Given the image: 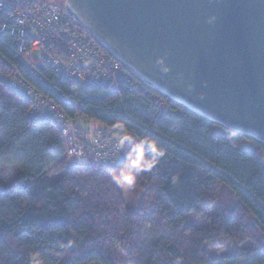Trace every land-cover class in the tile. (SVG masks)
I'll return each instance as SVG.
<instances>
[{
  "label": "trees",
  "instance_id": "obj_1",
  "mask_svg": "<svg viewBox=\"0 0 264 264\" xmlns=\"http://www.w3.org/2000/svg\"><path fill=\"white\" fill-rule=\"evenodd\" d=\"M0 53L15 62L8 36ZM46 75L60 97L32 82L70 118L113 132L120 123L131 133L127 157L112 170L68 165L56 127L30 125L27 102L0 83V167L16 168L13 184L0 187V264H31L33 254L42 264H118L117 250L127 264H264V144L143 84L116 94ZM149 143L162 155L146 169L132 167L135 198L127 206L116 177L137 155L141 163L155 155ZM50 171L63 175L52 182ZM212 207L209 228L187 224ZM223 240L240 251L206 252Z\"/></svg>",
  "mask_w": 264,
  "mask_h": 264
},
{
  "label": "water",
  "instance_id": "obj_2",
  "mask_svg": "<svg viewBox=\"0 0 264 264\" xmlns=\"http://www.w3.org/2000/svg\"><path fill=\"white\" fill-rule=\"evenodd\" d=\"M41 1L149 88L264 144V0Z\"/></svg>",
  "mask_w": 264,
  "mask_h": 264
},
{
  "label": "built area",
  "instance_id": "obj_3",
  "mask_svg": "<svg viewBox=\"0 0 264 264\" xmlns=\"http://www.w3.org/2000/svg\"><path fill=\"white\" fill-rule=\"evenodd\" d=\"M2 36L12 40L15 62L3 60L0 53V83L27 102L28 123L55 126L65 144L66 161L72 166L91 163L108 170L119 167L129 145L127 139L119 141L121 131L113 132L92 120L84 123L78 116L70 118L34 83L59 97L55 83L46 74L81 90L105 87L116 94L123 85L136 92L145 84L133 81L84 26L45 1L0 0Z\"/></svg>",
  "mask_w": 264,
  "mask_h": 264
},
{
  "label": "rangeland",
  "instance_id": "obj_4",
  "mask_svg": "<svg viewBox=\"0 0 264 264\" xmlns=\"http://www.w3.org/2000/svg\"><path fill=\"white\" fill-rule=\"evenodd\" d=\"M36 58H37V55L35 54L34 60ZM260 154L262 156L263 163H264V152H261ZM53 168L55 170V167ZM53 168L51 167L52 170ZM62 175H63V172L54 173L50 171L48 174V178L52 182H56L57 180L60 179ZM15 176H16L15 167H4V168L0 167V187L11 186L14 182ZM118 185L123 193L125 204L129 206L130 203L133 202L135 198L133 189L128 184L121 185L120 183H118ZM216 215H217V207L205 208V209H202V213L200 216L191 215L187 220V224L193 225L196 227H201V228H209L211 221L214 219ZM239 251H240L239 248L232 246L226 240L219 241L217 247L206 248V252L209 255H213V256L229 255L233 253H238ZM116 258H117L118 264H127L126 257L120 250L116 251Z\"/></svg>",
  "mask_w": 264,
  "mask_h": 264
},
{
  "label": "clouds",
  "instance_id": "obj_5",
  "mask_svg": "<svg viewBox=\"0 0 264 264\" xmlns=\"http://www.w3.org/2000/svg\"><path fill=\"white\" fill-rule=\"evenodd\" d=\"M113 127L121 130V132L123 133L121 136L118 137L121 143L123 142V140L130 138L131 133L125 130L122 124L117 123ZM143 143L144 141H141V144L136 146L138 152L142 149ZM148 147L155 153V155L149 160H144L142 163L140 162V156L137 155V157L133 159V165H129L127 169L122 170L120 174L116 177L118 183H120L121 185L123 184L133 185L134 177L131 175L132 167L135 166L136 168L142 167L146 169L156 162L155 160L156 156L162 155V150H157L154 144L149 143ZM29 259L31 261V264H42L41 258L37 254L31 255Z\"/></svg>",
  "mask_w": 264,
  "mask_h": 264
}]
</instances>
